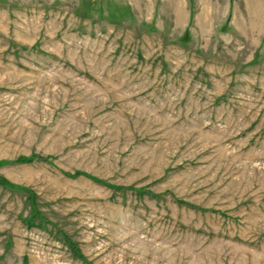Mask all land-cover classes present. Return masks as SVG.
<instances>
[{
	"label": "rangeland",
	"instance_id": "obj_1",
	"mask_svg": "<svg viewBox=\"0 0 264 264\" xmlns=\"http://www.w3.org/2000/svg\"><path fill=\"white\" fill-rule=\"evenodd\" d=\"M0 264H264V0H0Z\"/></svg>",
	"mask_w": 264,
	"mask_h": 264
}]
</instances>
